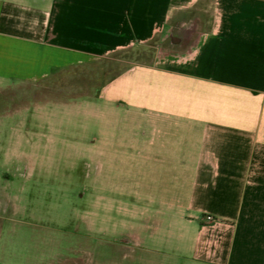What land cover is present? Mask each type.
<instances>
[{"label": "crops", "instance_id": "crops-1", "mask_svg": "<svg viewBox=\"0 0 264 264\" xmlns=\"http://www.w3.org/2000/svg\"><path fill=\"white\" fill-rule=\"evenodd\" d=\"M156 38L188 57L89 98L108 181L89 229L111 239L93 264H264V0H0V94Z\"/></svg>", "mask_w": 264, "mask_h": 264}, {"label": "rangeland", "instance_id": "rangeland-1", "mask_svg": "<svg viewBox=\"0 0 264 264\" xmlns=\"http://www.w3.org/2000/svg\"><path fill=\"white\" fill-rule=\"evenodd\" d=\"M176 50L171 38H156L3 89L0 264L101 263L111 239L90 235L89 225H105L107 165L90 146L104 145L106 113L89 98L130 66L189 55Z\"/></svg>", "mask_w": 264, "mask_h": 264}, {"label": "built area", "instance_id": "built-area-1", "mask_svg": "<svg viewBox=\"0 0 264 264\" xmlns=\"http://www.w3.org/2000/svg\"><path fill=\"white\" fill-rule=\"evenodd\" d=\"M208 219H209V220H212L213 218H212V217H209Z\"/></svg>", "mask_w": 264, "mask_h": 264}]
</instances>
